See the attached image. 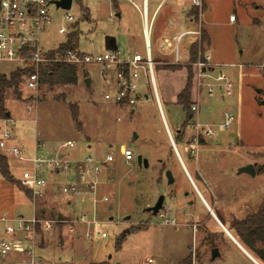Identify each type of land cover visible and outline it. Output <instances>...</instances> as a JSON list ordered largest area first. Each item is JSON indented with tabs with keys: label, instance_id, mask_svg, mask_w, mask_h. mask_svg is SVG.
Wrapping results in <instances>:
<instances>
[{
	"label": "rangeland",
	"instance_id": "rangeland-1",
	"mask_svg": "<svg viewBox=\"0 0 264 264\" xmlns=\"http://www.w3.org/2000/svg\"><path fill=\"white\" fill-rule=\"evenodd\" d=\"M81 4L88 11L86 21H81L82 12L74 0L68 11L48 6L51 24L41 39L45 49L63 43L75 23L80 53L102 55L109 51L107 40L113 38L119 57L135 52L144 56V48L133 43L141 26L136 11H141L140 0H117L118 12L111 0H81ZM199 13L206 34L203 49L214 66L205 81L213 85V93L202 88L196 95L191 67V95L196 100L191 105L196 103L198 111L190 119L176 104V96L186 82L185 64L195 36L178 44L181 69L170 72L156 66V53L171 55L174 61L175 43L167 49L161 39L155 42L150 35L159 106L150 87L142 90L148 99L140 101L133 113L105 101L111 85L93 63L79 67L75 86L41 85L32 91L21 83L18 95L12 89L5 91L4 108L10 120H0V137L8 132L27 157L32 156L37 142L42 145L40 154L46 156L61 154L71 161L90 156L101 161L110 154L114 159L97 176L93 192L81 188L79 194L58 193L56 188L66 178L62 174L47 176L51 187L35 203L36 216L50 223V229L39 231L34 257L41 258L40 264H221L219 259L210 261L211 249L231 245L216 218L245 247L231 222L264 207V0H207ZM67 14L73 23L63 19ZM230 16L236 22L230 23ZM194 26L197 29L198 23ZM61 27L66 29L65 35L57 33ZM238 65L243 66L242 80ZM14 67L0 63V75L8 77ZM219 73L233 83L231 96L211 79ZM85 78L91 81L89 88ZM224 114L233 121L222 131L218 126L224 122ZM196 127H210L215 134L204 137L197 134ZM67 141L74 142V147L62 148ZM122 149L131 150L129 163L124 161ZM138 156L147 161V168L138 165ZM7 160L16 181L21 183L30 176L29 163ZM247 165L254 166L255 175L238 173ZM166 171L173 176L172 185L167 184ZM26 190L17 189L0 175V218L32 215ZM160 195L164 196L161 210L168 224L149 211ZM81 214L97 221L106 238L87 240V228L72 222Z\"/></svg>",
	"mask_w": 264,
	"mask_h": 264
},
{
	"label": "built area",
	"instance_id": "built-area-1",
	"mask_svg": "<svg viewBox=\"0 0 264 264\" xmlns=\"http://www.w3.org/2000/svg\"><path fill=\"white\" fill-rule=\"evenodd\" d=\"M55 0H0V63H10L14 69L24 70L32 68L31 73H26L23 78L24 87L36 91L39 87V67L48 63V52L55 49H45L42 45V37L48 33L51 18L48 13V6ZM103 1V0H98ZM204 1L191 0V5L201 11ZM201 13V12H200ZM199 13V16H200ZM143 34L148 36L152 27V20L147 12V0H142L140 11ZM198 16V18H199ZM73 23L74 19L70 14L63 18ZM233 16L229 21H234ZM198 23V22H197ZM201 25L194 31L185 32L176 37L174 60L178 63V43L186 35L195 36L198 45L196 61L192 64L196 93L200 94L202 88L207 94L213 93V85L205 80L210 78L209 73L213 72L211 58L203 49L201 42ZM59 35H65L66 29L61 27L57 30ZM55 61H63L77 67L87 64H95L106 78V83L111 85V91L104 95V100L112 103L118 108H125L131 113L133 108L142 100H147L148 95L142 93L143 89L151 88L159 106L153 78V61L150 57L148 45L145 55H127L125 58L118 56L116 51H107L102 55H87L80 53L78 49L73 52H66L64 57H56ZM222 86L226 96H231L233 83L223 73L211 78ZM191 115L198 111L197 104L191 105ZM224 122L218 128L227 130L233 118L224 114ZM204 137H211L215 134L210 127L195 128ZM169 135V133H168ZM170 137V135H169ZM62 148H73L74 142L67 141ZM42 145L35 142L33 154L27 157L23 150L13 143V138L8 132H3L0 137V151L7 158H13L19 162L30 164V176L21 181V185L30 192L32 202V215L28 218L17 216L13 218H0V264H13L11 257L20 256L21 259L15 264H34V252L37 248L39 238L38 230L50 229V223L35 214V203L40 201L46 194L50 184L47 176L50 174L64 175L66 183L59 188L61 194L71 195L80 192L81 188L94 191L97 185V176L105 165L113 162L112 155L108 154L104 160H97L90 156L82 160H67L61 154L46 156L40 154ZM121 155L126 163L133 159L129 149H122ZM104 202L108 199L104 198ZM158 218L164 224H168L166 215L160 210ZM75 225L87 228L84 234L87 240L93 237L106 238L105 232H100V224L94 219L89 220L85 214H81L72 221ZM174 224V220L170 221Z\"/></svg>",
	"mask_w": 264,
	"mask_h": 264
},
{
	"label": "trees",
	"instance_id": "trees-1",
	"mask_svg": "<svg viewBox=\"0 0 264 264\" xmlns=\"http://www.w3.org/2000/svg\"><path fill=\"white\" fill-rule=\"evenodd\" d=\"M79 5L82 12L81 21L87 19V9L82 7L81 0H74ZM114 9H117V0H111ZM203 8V7H202ZM192 16L194 21L198 18V9L193 7ZM79 30L77 24L70 25L69 32L65 36L63 43L55 49L48 52L49 62L39 67V86H75L78 82V69L76 65L68 64L63 61H55L56 57H64L66 52H73L78 47ZM206 39V34L201 30V42ZM198 53L197 41H195L189 49L188 61L185 64L186 82L183 89L176 97V104L179 105L186 114V117L192 114L191 107V91H192V64L196 61ZM162 69L176 71L179 65H162ZM32 68L13 69L8 77L0 75V120H7L6 110L4 108V94L7 89H12L15 95H18V85L23 83L26 73H31ZM72 120L76 121V114L72 115ZM0 175L4 180L13 184L17 189L22 190L24 187L19 181H16L11 173L7 157L0 151ZM27 195L30 198L28 190ZM231 228L235 231L239 241L245 246L246 250L253 255L261 264H264V207L256 213L248 215L242 220H233ZM40 230H38L39 233Z\"/></svg>",
	"mask_w": 264,
	"mask_h": 264
},
{
	"label": "crops",
	"instance_id": "crops-1",
	"mask_svg": "<svg viewBox=\"0 0 264 264\" xmlns=\"http://www.w3.org/2000/svg\"><path fill=\"white\" fill-rule=\"evenodd\" d=\"M141 3H142V0H140V5H141ZM115 10L118 12V7ZM150 10H151V16H150ZM136 11H137V15H138V21H139L140 25L142 26L140 13L138 12L137 9H136ZM192 11H193V6L191 5V3H188V0H147V12H148L149 19L152 20V27H151V30H150V33L148 34V36L145 37L143 34V27L141 28V26H140V28L138 30H136V35L135 36L133 35V37H134V39H133L134 41L132 40L133 43H135V45H138V48H144V55H145L146 46L148 45L151 59H152V51H151V45H150L151 44V38H150L151 34H152V37H154L155 42H156V40L161 39L163 45L167 49H171L173 47V43H175V47H176V45H177L176 37H178L180 34H183L185 32L196 30V29H194L195 28L194 23L198 22L200 24L201 15L199 16V18H197L196 21H194L193 16H192ZM116 16H120V14L117 13ZM229 22L230 23L236 22V18L234 21H229ZM201 29H202V27H201ZM187 36L192 37V38L194 37L192 35H186L181 39V41L179 43H181ZM195 41H196L195 38L192 39L190 47ZM115 44H116V41H115ZM134 54L141 55L137 52H135ZM127 55H130V54H127ZM127 55H125L123 58H125ZM130 56H132V55H130ZM141 56H143V55H141ZM178 57H179V55H178ZM173 60H174V58H173ZM174 62H175V60L172 61L171 55L161 56L158 53H156V61H155L156 66L160 67V65H166V64L167 65H174L175 64ZM177 64H179V63H176L175 65H177ZM211 64L213 66L212 60H211ZM164 71H169V70H164ZM170 72H173V71H170ZM242 75H243V66L238 65L239 80H242ZM193 90H194V88H193ZM195 91H196V89H195ZM179 92H178V94H179ZM196 95H198V94L196 93ZM194 97H195V95H191V100L196 102V100H194ZM9 120H10V117L5 121H9ZM37 135L38 134H36V136ZM36 140L37 139H35V141ZM177 157H178L179 164L183 168V171L185 172V174H187L189 176V173L185 169V167H184L183 163L181 162V159H180L178 154H177ZM55 181H56V183L58 182L57 179ZM49 187H51V185ZM56 189H57V192L60 193L59 188H56ZM47 192H48V190H47ZM196 192L200 196L197 189H196ZM79 193H81V191L76 193V194H79ZM204 203H205V206L209 209V206L207 205V203L206 202H204ZM70 204H71L70 202L67 203V205H70ZM210 213H211V211H210ZM246 217H244V218H246ZM240 220H242V219H240ZM216 221L219 223V225L221 227H223L222 229L224 232L223 231L222 232L226 234V239L228 240V242L231 245L229 247H227L226 245H224V246L222 245L220 247V250L217 249L219 252V257L217 259H219L221 261V264H261L253 255H251L237 241V239L231 233H229V231L226 230V228L221 224V222L217 218H216ZM218 231L220 232L223 239H225L224 234L221 232V230H218ZM213 233L215 235H218L217 232H213ZM221 236L218 235V237H220V238H221ZM39 237H40V232H39ZM219 241H220V239H219ZM10 259H11V263L15 264L18 260L21 259V257L14 255ZM40 260H41L40 257L35 256L34 257V264H40Z\"/></svg>",
	"mask_w": 264,
	"mask_h": 264
},
{
	"label": "water",
	"instance_id": "water-1",
	"mask_svg": "<svg viewBox=\"0 0 264 264\" xmlns=\"http://www.w3.org/2000/svg\"><path fill=\"white\" fill-rule=\"evenodd\" d=\"M73 0H55L52 1L51 4H53L55 6L56 9H62V10H70L71 5H72ZM108 48L110 51H116L117 50V46L115 44V40L113 38H110L107 40L106 42ZM90 79L89 78H85L84 79V84L87 88L90 87ZM6 117H9V113L6 112ZM192 117V115L189 116V119ZM171 145L174 149V151L176 152L175 146L173 141L171 140ZM137 163L138 165H143L145 168H147V161L142 159L141 156L137 157ZM238 173H245V174H250V175H255V168L253 165H247L244 166L242 168H240L238 170ZM187 175V174H186ZM187 177L189 178V176L187 175ZM165 178L167 181L168 185H172L174 182L173 176L171 174L170 171H166L165 172ZM190 182L192 183L191 179L189 178ZM193 184V183H192ZM194 187V185H193ZM195 188V187H194ZM196 190V189H195ZM163 202H164V196L160 195L156 201V203L154 204L153 207L149 208V211L151 212L152 215L156 216L158 214V212L161 210L162 206H163ZM219 257V252L216 248L211 249L210 252V261H214Z\"/></svg>",
	"mask_w": 264,
	"mask_h": 264
}]
</instances>
